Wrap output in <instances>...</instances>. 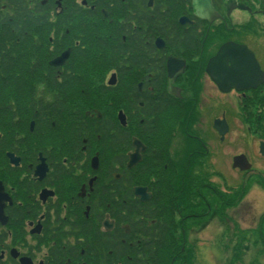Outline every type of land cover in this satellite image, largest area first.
<instances>
[{"label": "flooded vegetation", "instance_id": "1", "mask_svg": "<svg viewBox=\"0 0 264 264\" xmlns=\"http://www.w3.org/2000/svg\"><path fill=\"white\" fill-rule=\"evenodd\" d=\"M211 2L218 16L201 20L192 0H0L17 28L15 85L27 79L29 90L11 99L8 126L0 99V264H132L119 219H131L133 197L162 198L170 211L188 182L201 211L190 232L200 230L214 216L213 186L228 192L204 159L228 140L234 105L248 147L235 161L242 184L260 179L264 0ZM226 44L238 55H219ZM221 212L205 247L230 231ZM261 220L246 231L259 233Z\"/></svg>", "mask_w": 264, "mask_h": 264}, {"label": "trees", "instance_id": "2", "mask_svg": "<svg viewBox=\"0 0 264 264\" xmlns=\"http://www.w3.org/2000/svg\"><path fill=\"white\" fill-rule=\"evenodd\" d=\"M4 16V18L2 17ZM16 23L7 14L0 16V99L4 103V122L9 125L13 109L11 99H20V92H25L27 89L25 84L28 83L24 79L20 86H16V73L14 71L16 41H17ZM28 43V40L25 41ZM23 56H27L28 45L22 47ZM28 90V89H27ZM29 91V90H28ZM0 101V102H2ZM97 120V119H96ZM141 179L143 177L141 175ZM144 181L134 182L133 185H142ZM264 189V182L259 184ZM190 183L181 186L176 199L167 201L168 207L165 205L162 198L155 199L148 206L142 204L138 199L133 197L131 203V219L128 215H123L122 221H126L131 228V240L133 246L131 248L132 264H199L200 257L198 244L195 246L190 239V226L195 217L200 215L201 211L197 210L195 192L191 190ZM250 184H246L241 188H228L227 194L213 186L212 198L218 200L219 205L224 204L225 208L234 209L242 204L244 198L248 194ZM223 194V196H222ZM225 194V195H224ZM222 201L224 203H222ZM179 211L181 218L176 219V216L171 212ZM207 211V208H204ZM204 211V212H205ZM203 212V213H204ZM205 214V213H204ZM207 218L208 214L202 218ZM147 219L155 220L154 223H149ZM264 223V222H263ZM190 233V234H189ZM118 237L125 235L124 230L118 231ZM260 240L253 245L258 246L264 241V229L260 234ZM243 239H238L234 247L235 262H240L245 255L244 243L249 242ZM234 245V244H233ZM127 247L116 249L119 256V251L125 252ZM130 250V249H129Z\"/></svg>", "mask_w": 264, "mask_h": 264}, {"label": "rangeland", "instance_id": "3", "mask_svg": "<svg viewBox=\"0 0 264 264\" xmlns=\"http://www.w3.org/2000/svg\"><path fill=\"white\" fill-rule=\"evenodd\" d=\"M243 16L246 17V15ZM263 43L264 41L262 40V44ZM236 109V105H234L233 111L229 109L228 118L230 124V132L228 140L223 146H220L221 144L217 139L215 145H219L220 150H218L217 152L216 149H214L216 154L214 152L213 154H211V157H207L204 159L207 165H214V168L224 174L229 182V186H231L232 188H240L238 186L242 183V180L240 178L241 173L237 169L233 168V157H236L241 153L244 154L248 150V147L244 146V144L242 143V140L245 137H241V133L237 126L235 115L237 113ZM205 118H201V122L202 120L205 121ZM184 145V138L180 137L177 149L173 147V153L176 157L178 156L179 159H182L184 157ZM251 156L253 157V154H251ZM197 162L198 160L193 163V166L196 168L197 172H201L200 167L197 166ZM254 163L258 166H261L263 164L260 160H254ZM261 174L262 176H264V173ZM261 181L262 180H260V182ZM253 187L251 186L249 188L248 194L244 198L242 204L238 207H235L234 209L225 208V206H223L224 204L218 206V200L214 199V202L212 204L214 209V216L211 218L212 221L204 223L206 225H202L203 227L200 226V230L197 231V228L194 232H191V234L189 233L191 241L196 240L197 242V239H200V241H202V244L200 246V253L198 254V256L200 257L199 264H264V249L262 248H253L252 246L247 245V247L244 248V251L247 252L246 256H243L240 262H235V251H233V249H230V246H226L225 241H220V239L211 240L215 243V246L213 248L205 247L204 244V239H214L216 237L219 226L225 225V223L221 222L219 218L222 215L221 211H224L229 219L227 223L230 227V231H228L227 234L231 237L235 236L238 238H241L243 234L244 240L246 241V236H248V233L246 231L247 228L254 227V225L257 224L260 215L264 214V191L259 189V187ZM196 202L198 204V199H196ZM180 218L181 215L176 216L177 220ZM238 224L240 225L238 226ZM235 225H237V233H234V228L236 227ZM249 240L250 242H256V235L254 234V236Z\"/></svg>", "mask_w": 264, "mask_h": 264}, {"label": "water", "instance_id": "4", "mask_svg": "<svg viewBox=\"0 0 264 264\" xmlns=\"http://www.w3.org/2000/svg\"><path fill=\"white\" fill-rule=\"evenodd\" d=\"M192 7L194 10V15L199 19L210 20L217 16L212 6L211 0H192ZM239 49L240 47L234 44H226L220 49L219 55L231 53V52L238 55ZM216 127L219 129V126L217 125V123H216ZM220 131L222 134L226 133L228 131L227 125L225 124V126L222 127ZM136 145L139 147V143H136ZM137 155L138 154H136V156L133 157V161L137 160V157H138ZM237 159H240V158H236L235 161ZM234 167H237L236 164ZM245 169H248V168H245ZM136 195L140 196L141 201L143 202L147 201L150 197V195H146L145 190H142V189H137Z\"/></svg>", "mask_w": 264, "mask_h": 264}]
</instances>
